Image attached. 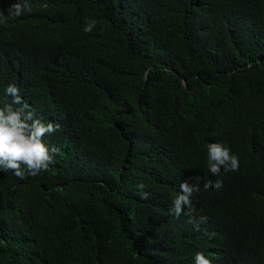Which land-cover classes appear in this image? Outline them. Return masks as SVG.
<instances>
[{
	"label": "trees",
	"instance_id": "trees-1",
	"mask_svg": "<svg viewBox=\"0 0 264 264\" xmlns=\"http://www.w3.org/2000/svg\"><path fill=\"white\" fill-rule=\"evenodd\" d=\"M29 3L0 21V107L14 83L60 127L48 171L0 169V264H264V0ZM212 142L237 171L210 173Z\"/></svg>",
	"mask_w": 264,
	"mask_h": 264
},
{
	"label": "clouds",
	"instance_id": "clouds-1",
	"mask_svg": "<svg viewBox=\"0 0 264 264\" xmlns=\"http://www.w3.org/2000/svg\"><path fill=\"white\" fill-rule=\"evenodd\" d=\"M31 11L29 0H15L8 9H0V21H6L12 16H20L23 11ZM5 11L8 15L5 16ZM95 20L86 21L84 32L90 33L96 26ZM6 94L12 97V101L4 107H0V169L11 170L13 174L24 179L25 175L37 176L42 171H48L53 157L49 153L48 145L44 143V137L59 130V124L44 122L34 118L31 111H27L28 105L24 103L20 89L16 84H9ZM22 105V107H15ZM53 153L58 152L52 148ZM208 169L211 174L218 175L223 168L225 171H237L239 169V157L231 153L224 144L212 142L207 146ZM201 177L192 178V183L184 181L180 184V192L173 201V212L177 217L181 214L190 217L189 222H195L193 218V205L191 197L193 192H199ZM223 182L219 179L206 180L203 184L205 190L209 188L220 189ZM143 188L144 185H138ZM144 193V198H147ZM187 208V211L185 209ZM200 222H205L207 217L201 216ZM198 227V225H197ZM195 264H212L203 252L195 255Z\"/></svg>",
	"mask_w": 264,
	"mask_h": 264
}]
</instances>
